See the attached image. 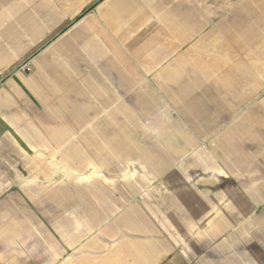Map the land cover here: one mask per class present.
<instances>
[{
	"label": "crops",
	"instance_id": "obj_1",
	"mask_svg": "<svg viewBox=\"0 0 264 264\" xmlns=\"http://www.w3.org/2000/svg\"><path fill=\"white\" fill-rule=\"evenodd\" d=\"M0 264H264V0H0Z\"/></svg>",
	"mask_w": 264,
	"mask_h": 264
}]
</instances>
